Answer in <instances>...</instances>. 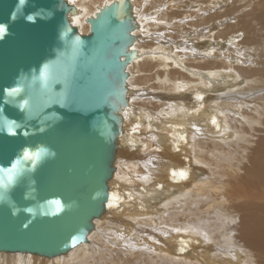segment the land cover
<instances>
[{
  "label": "bare ground",
  "instance_id": "bare-ground-1",
  "mask_svg": "<svg viewBox=\"0 0 264 264\" xmlns=\"http://www.w3.org/2000/svg\"><path fill=\"white\" fill-rule=\"evenodd\" d=\"M113 1L69 0L77 9L70 22L86 35V19ZM243 1L247 3L241 5ZM224 2L228 9L220 11ZM130 4L137 24L132 46L136 58L127 67L128 106L121 112L122 132L109 182L112 201L94 220L86 244L52 259L0 254V264H246L253 258V264H264V193L256 191L264 180V110L257 106L264 96V0ZM246 57L258 60L247 66ZM225 75L234 78L232 87L243 79L254 86L245 94L225 95L219 99L222 105L193 102L196 93L226 83ZM224 113L247 125L245 117L263 119L250 134L252 141L238 152L230 151L243 137L227 129ZM180 122L184 126L176 125ZM192 126L213 136L198 135ZM176 135L184 137L185 155ZM203 154V162L215 167L195 173L191 166H203ZM191 180L209 187L186 191L194 186ZM177 188L182 192L159 212L155 202ZM117 192L126 199L117 198Z\"/></svg>",
  "mask_w": 264,
  "mask_h": 264
},
{
  "label": "water",
  "instance_id": "water-1",
  "mask_svg": "<svg viewBox=\"0 0 264 264\" xmlns=\"http://www.w3.org/2000/svg\"><path fill=\"white\" fill-rule=\"evenodd\" d=\"M69 0H0V254L86 244L112 201L137 27L130 0L86 19Z\"/></svg>",
  "mask_w": 264,
  "mask_h": 264
},
{
  "label": "rangeland",
  "instance_id": "rangeland-1",
  "mask_svg": "<svg viewBox=\"0 0 264 264\" xmlns=\"http://www.w3.org/2000/svg\"><path fill=\"white\" fill-rule=\"evenodd\" d=\"M244 3H242L241 5H244V4H246L247 3V1H243ZM254 3H257V1H255V2H252V4H250L251 5V8H253V5H254ZM226 5V3L224 2V4H222L221 6H218V8H220L219 10L220 11H223V10H226V9H228V8H226V7H224ZM246 11L248 10V8L247 9H245ZM242 12V11H241ZM232 19H235V18H232ZM231 22H233V21H231ZM168 36V34L167 35H164V37H167ZM219 50H221V51H224L225 50V48H222V49H219ZM250 54H252V51H250L249 52ZM260 52L258 53V55H257V57H260ZM264 56V55H263ZM246 58H248V60L247 61H244L243 62V64L244 63H247V66L250 64V63H252V61H257L258 59H256V58H252L251 59V57H246ZM251 59V60H250ZM225 81H226V83H223V81H219L218 83H217V85H215V86H210L208 89H205L203 92H199V93H196L195 95L198 97V99H195L193 102H195V103H200V102H203L204 104H213V105H215L214 103H218V104H221L222 105V101L221 100H219V99H222V98H224V96L225 95H227V94H245L246 93V91L249 89V88H252L254 85H253V83H250L249 82V80L248 79H243L242 80V83L241 84H238V85H236V86H231V85H233V80L232 79H234L232 76H228L227 77V75H225ZM253 79H256V77H253V78H251L250 80H253ZM224 81V82H225ZM263 82V81H262ZM161 92L163 93V94H172V95H174L176 92H172V91H169V92H165V91H163V90H161ZM263 95H264V91H263ZM218 100V101H217ZM237 101H235V102H232V103H236ZM232 103H225V105H230V104H232ZM245 103H246V101H245ZM239 104H242V103H239ZM207 106V105H206ZM257 106L258 107H261L263 110H264V96L257 102ZM208 109H210L211 107H207ZM223 110H224V108H222ZM221 108H220V110H222ZM199 111H201V109L199 110ZM228 112H232V110H227ZM211 114H216L215 113V111H211L210 112ZM254 114V113H253ZM224 115H226L227 116V118H228V128L227 129H234V131H237L238 132V135H239V137L241 138V137H243V139H242V142L241 143H238L239 144V146L237 147V148H234V149H232V151H230V152H238L239 150H241V148H240V146L241 145H244V143L246 142V141H252L251 140V133H256V130H254V127L256 126V125H259V127H261L262 126V122L261 121H263V119H258V118H252V116H248V117H245L247 120H246V122H248L249 123V125H247V124H245V123H241V121L239 120H236L235 118H233L232 120H231V117L227 114V113H224ZM238 116H240L239 114H237ZM256 114H254V116H255ZM171 120L170 119H168V120H166V122L168 123V122H170ZM233 122V123H232ZM254 122H256V124L254 125ZM231 123H232V125H234L235 127L234 128H231ZM235 123H238V124H235ZM176 125H179V126H184V124L182 123V122H180V123H176ZM189 126V125H188ZM188 126H187V128H188ZM190 127V126H189ZM191 129H193L194 131H195V133L196 134H198V135H207L208 137H211V136H213V134H210L207 130H206V128H204V130L202 129V130H200L198 127H196V126H192V128ZM247 129H249L250 130V132H248L247 131ZM215 134V133H214ZM228 134H230V133H227L226 135H222V137H227L228 136ZM150 139H154V137L153 136H148ZM183 135H176V137H175V139L179 142V144H180V146H182L183 147V152L181 153V154H183V155H185V153L187 152L186 151V149L187 148H185L186 147V145H185V143H184V140H183ZM191 140L192 139H194L193 137H191L190 138ZM257 139H255V140H253V142H255ZM190 141V140H189ZM236 144V143H235ZM238 144H236V145H238ZM194 145H195V143H194ZM243 149V148H242ZM139 151H141V150H143V148L141 147V146H139V149H138ZM158 151V150H157ZM243 151H246V149H243ZM202 157L200 158V160L203 162V157H204V154L203 155H201ZM213 157V156H212ZM240 157H242L243 159H245L244 158V154H242V153H240ZM214 158H216L217 159V157H214ZM218 159H222V160H224L225 158L224 157H219ZM217 159V160H218ZM235 160H236V158L234 159V165H236V162H238V159L236 160V162H235ZM260 163L262 164L263 163V160H260ZM203 166H201V165H199V164H197V165H194V166H191V167H193V168H195L196 170L194 171L195 173H199L198 172V170L199 169H208V168H210V167H212V166H214L215 167V165H213V164H207V163H205V162H203ZM191 183L193 182L194 184H192V185H194V186H191V187H185V190L187 191H193L195 188H199V187H202V186H206V187H209V185H205V184H203L202 182H199V181H193V180H191L190 181ZM255 188V187H254ZM256 191H259V192H262V193H264V180L263 181H261V186L256 190ZM147 192V191H146ZM182 192V190L181 189H179V188H177V189H174V190H172L171 192H169V193H166V194H163L162 195V197L160 196L159 197V199L155 202V207H157V209H158V211L159 212H163L164 210H165V207L166 206H170V203L174 200V198H176V197H178L179 196V194ZM117 198H122V199H126V197L121 193L120 194V192H117ZM264 205V204H263ZM152 207V209H153V205L151 206ZM253 209H254V207H252ZM255 209H258V208H256L255 207ZM262 212H264V207H263V209L261 210V212L260 213H262ZM259 213V214H260ZM201 224V223H200ZM251 250V249H250ZM252 251V250H251ZM257 251L258 252H260L261 250H260V248H258L257 249ZM252 254L254 255V252H252ZM263 256H264V254H263ZM253 258V257H252ZM245 262H247L246 264H253V262H254V258H253V261H251V259H246L245 260Z\"/></svg>",
  "mask_w": 264,
  "mask_h": 264
}]
</instances>
